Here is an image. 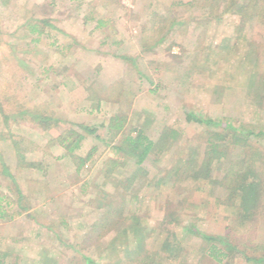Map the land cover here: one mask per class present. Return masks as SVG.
<instances>
[{
	"label": "rangeland",
	"instance_id": "obj_1",
	"mask_svg": "<svg viewBox=\"0 0 264 264\" xmlns=\"http://www.w3.org/2000/svg\"><path fill=\"white\" fill-rule=\"evenodd\" d=\"M242 3L0 0V196L20 202L0 221V253L21 264H216L200 236L184 233L193 225L247 253L264 244V0L256 10ZM40 21L44 33L28 36L26 25ZM191 110L262 133L227 154L259 153L260 199L241 228L226 198L228 163L214 161L209 180L192 177L207 142L220 140L186 123ZM113 116L127 118L125 133L136 127L158 141L175 129L177 140L136 167L100 128ZM85 126L100 139L87 135L62 158L58 136ZM91 152L76 172L74 160ZM165 241L180 249L168 254ZM220 264L245 262L235 254Z\"/></svg>",
	"mask_w": 264,
	"mask_h": 264
},
{
	"label": "trees",
	"instance_id": "obj_2",
	"mask_svg": "<svg viewBox=\"0 0 264 264\" xmlns=\"http://www.w3.org/2000/svg\"><path fill=\"white\" fill-rule=\"evenodd\" d=\"M72 1V0H71ZM191 4V3H187ZM186 4V5H187ZM261 5V0H245V3L240 5V8L245 9L248 6L257 9V5ZM259 5V6H260ZM261 8V7H260ZM263 9V8H262ZM38 23L42 25H47V22L40 21L35 22V24H27L26 28L28 29V36L37 34L40 36L44 33L43 27L39 26ZM104 25V19L99 18L96 21V29L102 28ZM32 43L36 44L38 39H32ZM127 59V58H126ZM99 103L97 104L96 110L99 108ZM3 114V113H2ZM186 123L196 124L202 126L207 131L210 129L215 130L212 132V136H216V141L212 142L210 140L207 142L208 151L206 157L196 164L195 170L192 173V177L196 180L204 179L209 180L212 177V165L216 161V165L227 164V169L224 171V180H226V193L228 201L232 202L235 206L234 214L237 217V224L235 226L241 228L246 225L247 222H250L254 219V211L257 203L260 199L261 186L259 184V176L255 173L254 167L258 153V149L249 146V151L243 150V158L239 159L237 162H234L227 158L229 154V149L231 147L236 148L237 146H245L250 137H260L262 133L256 130L242 129V127L233 126L231 119H214L210 116H206L202 112L195 111H186L184 113ZM5 117V116H4ZM5 119H7L5 117ZM34 122H37L40 127L50 125V119L47 117L34 116ZM127 125L126 117L113 116L109 119L106 127L104 128L101 125L100 128L105 129V132L108 133L109 139L108 142L112 143V147L116 153H122L124 156L129 158V160H134L136 167H139L149 155L158 156L159 153L163 152L166 149V144L173 145L175 140H177L178 134L175 129H172L169 132H162L158 141H153L149 136L145 134L143 129L132 128L129 132L125 133V128ZM216 129H221V134L217 132ZM97 128L91 126L82 127V129L77 132L72 129L64 131L57 138L58 146L63 149L62 158H71L74 156V152L78 150L81 146V142L85 139L87 135H94L98 140L100 139ZM116 137H119V140L114 141ZM229 138V145H226V141ZM223 147V148H222ZM228 151V153H227ZM239 151H242L241 149ZM253 151V152H252ZM246 155V156H245ZM92 152L89 153L85 158H74L76 164V172H79L83 166L90 160ZM60 159V158H59ZM226 162V163H225ZM239 162V163H238ZM118 162L115 161L113 168L117 167ZM29 169H37L40 171V164H29ZM109 172V171H108ZM10 179L13 182L12 175H9ZM217 181V180H216ZM218 183V182H216ZM7 190H11V185L7 187ZM17 191V190H16ZM19 199L16 201L11 199L8 194L0 196V221L8 219L13 220L15 217L9 215L8 211L14 207L13 205H18ZM26 208L23 207V210ZM21 213L18 215L20 216ZM180 225V224H179ZM49 229V226L45 227ZM184 233L188 235H198L202 239L203 244L205 243L208 248H206V259L216 264H220L233 257L235 254H238L245 262V264H264V244L255 245L251 250L254 253H247L245 250L240 249L239 245L233 238L230 239L226 235H207L199 233L196 227L193 225L191 227H182ZM140 235V232L138 233ZM134 236V235H133ZM140 237V236H138ZM165 247L168 254H173V251L180 249V244L171 245L165 241ZM142 250V248H140ZM176 249V250H174ZM149 256V254H147ZM146 255V256H147ZM151 256V255H150ZM12 257V261L8 259ZM169 257V256H168ZM167 257V258H168ZM22 258L18 255L11 254H2L0 253V264H21ZM90 261V259H86ZM23 262V261H22ZM44 264V263H41Z\"/></svg>",
	"mask_w": 264,
	"mask_h": 264
}]
</instances>
